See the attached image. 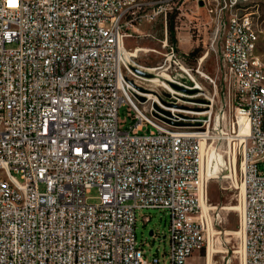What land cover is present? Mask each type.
<instances>
[{"label": "built area", "instance_id": "2783aa9c", "mask_svg": "<svg viewBox=\"0 0 264 264\" xmlns=\"http://www.w3.org/2000/svg\"><path fill=\"white\" fill-rule=\"evenodd\" d=\"M255 1L205 3L208 45L191 62L167 32L169 11L185 15L178 0H0V264H159L136 239L139 210L169 216L168 263L187 264L225 210L207 205L218 167L243 187L245 264H264V84L246 70L259 59ZM159 18L161 62L141 65L124 41L154 39L141 27ZM4 175L25 201H4Z\"/></svg>", "mask_w": 264, "mask_h": 264}, {"label": "rangeland", "instance_id": "374dc122", "mask_svg": "<svg viewBox=\"0 0 264 264\" xmlns=\"http://www.w3.org/2000/svg\"><path fill=\"white\" fill-rule=\"evenodd\" d=\"M199 1L200 0H179L175 2L176 6L183 7L185 14L178 20L175 28L177 45L181 52L186 51L189 47L194 49L197 46H200L203 52L204 48L208 45V27L204 25L209 21V18L205 13L204 4L207 3L208 7H215L220 0H201L202 5L199 4ZM255 3L256 5L250 9L253 11L251 17L253 18L259 36L257 54L264 63V0H256ZM240 5L245 4L242 3ZM187 20L193 22L192 27L196 26L190 32L185 25ZM142 29H148L144 33L154 34V39L138 37L128 42L126 41L125 48L131 51L132 56L137 58L139 64L155 66L161 62L162 58L161 53L163 50L158 41L163 37L162 20L159 19L151 26L144 25L141 27V30ZM181 35H186L188 39H180ZM185 40L188 41V43L184 42ZM136 48L153 49L156 52H140L135 54L134 49ZM127 63L129 66L133 67L130 60ZM214 66L215 58L210 56L206 61V72L208 74H213ZM143 73L149 75L150 72L146 71ZM127 111L125 105L119 109L118 115L121 129H125L130 123ZM216 170L220 179L211 180L209 182L207 205L222 206L225 207V210H222L220 213L219 220H221V222L217 223L213 231L208 233V240L204 248L195 252L187 261V264H244L243 236L241 235L242 233H238L239 212L242 209L243 193L239 187L235 188L229 179L221 178V175H223L222 169L218 167ZM40 189L43 190V187L41 186ZM87 197L89 203H95L97 201V189H91ZM144 218H148V221L144 222ZM168 226L169 216L165 212L158 210L137 211L135 222L136 239L140 244L143 257L147 262L150 263L152 259L156 257L159 260V264H169L167 260L169 252ZM149 231L153 232L152 236H149ZM210 249H213L214 253H212L209 263L207 257Z\"/></svg>", "mask_w": 264, "mask_h": 264}, {"label": "bare ground", "instance_id": "6f19581e", "mask_svg": "<svg viewBox=\"0 0 264 264\" xmlns=\"http://www.w3.org/2000/svg\"><path fill=\"white\" fill-rule=\"evenodd\" d=\"M222 0L219 1L221 3ZM252 15V14H251ZM249 16V18L246 21V29L248 34L253 36L256 40H259V36L257 33V30L255 28L253 18ZM257 47V43H256ZM259 59H247L246 63V70L250 72H258V81L260 84H264V63L261 60L260 56L258 55ZM129 59L127 60V62ZM0 179H2V171L0 170ZM3 185L7 188H11V194H4V201L8 205H17L18 201H25L26 199V191L25 188H20L19 185H15V179L11 175H4L3 176ZM239 189H241V192L243 193V187L239 186ZM0 193H2V185H0ZM17 197V198H16ZM200 207L203 208L202 210L206 212L207 205L205 204L204 200H201ZM243 236V234H241ZM212 253H214L213 249H210L208 253V262L211 261ZM245 264V258L244 262Z\"/></svg>", "mask_w": 264, "mask_h": 264}, {"label": "trees", "instance_id": "16d2710c", "mask_svg": "<svg viewBox=\"0 0 264 264\" xmlns=\"http://www.w3.org/2000/svg\"><path fill=\"white\" fill-rule=\"evenodd\" d=\"M178 11L176 9H173L169 11L167 15V21H166V27L167 32L169 36L170 42L177 44L176 34H175V28L178 23ZM257 51V47H256ZM188 54V60L191 62H194L202 53L201 47L197 46L194 49H191L190 51L186 52Z\"/></svg>", "mask_w": 264, "mask_h": 264}, {"label": "crops", "instance_id": "0c3cea01", "mask_svg": "<svg viewBox=\"0 0 264 264\" xmlns=\"http://www.w3.org/2000/svg\"><path fill=\"white\" fill-rule=\"evenodd\" d=\"M178 1H179V0H178ZM159 19L162 20V18H159ZM159 19H158V20H159ZM158 20H157V21H158ZM155 22H156V21H155ZM162 23H163V20H162ZM153 24H154V23H153ZM144 25H150V26H151L152 24H146V23H144L143 26H144ZM143 26H142V27H143ZM146 30H148V29H145V30L142 29V32H146ZM176 38H177V37H176ZM180 39H188V38H187L186 35H181V36H180ZM129 40H132V39H126V40L124 41L125 44H126V41L128 42ZM184 42L188 43V41H186V40H185ZM184 45H186V44H184ZM125 46H126V45H125ZM190 50H191V48L189 47V48H187V50L184 51V52H188V51H190ZM189 259H190V258H189ZM189 259H188V260H189Z\"/></svg>", "mask_w": 264, "mask_h": 264}, {"label": "water", "instance_id": "95a60500", "mask_svg": "<svg viewBox=\"0 0 264 264\" xmlns=\"http://www.w3.org/2000/svg\"><path fill=\"white\" fill-rule=\"evenodd\" d=\"M199 4L202 5V2L200 1ZM139 73L144 75V76H147V74H145V73H142V72H139ZM152 235H153V232L149 231V236H152Z\"/></svg>", "mask_w": 264, "mask_h": 264}]
</instances>
